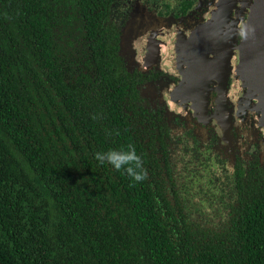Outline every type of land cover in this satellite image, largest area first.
<instances>
[{"label":"flooded vegetation","instance_id":"obj_1","mask_svg":"<svg viewBox=\"0 0 264 264\" xmlns=\"http://www.w3.org/2000/svg\"><path fill=\"white\" fill-rule=\"evenodd\" d=\"M232 1L10 0L8 6L0 0V51L4 46L13 51L10 61L21 54L9 48L21 27L39 23L37 17L48 27L43 38L50 40L52 62L45 57L30 68L28 105L47 129L48 147L75 158L80 190L86 179L90 185L104 183L113 201L122 198L117 185L127 195L129 185L138 184L155 198V208L180 226L221 231L250 188L264 187L258 98L250 97L244 75L237 77L233 66L210 58L214 44H205L204 59L188 56L191 47H199L191 40L214 16L229 25L222 28L221 46L232 31L241 42L240 25L250 8L240 0L231 9ZM82 113L89 120H82ZM72 117L81 119L83 132L73 139L65 131ZM90 127L101 134L87 132ZM128 146L140 158L141 167L133 168L144 172L139 181L123 167L120 174L101 164L94 153Z\"/></svg>","mask_w":264,"mask_h":264},{"label":"trees","instance_id":"obj_2","mask_svg":"<svg viewBox=\"0 0 264 264\" xmlns=\"http://www.w3.org/2000/svg\"><path fill=\"white\" fill-rule=\"evenodd\" d=\"M37 20L10 39L21 53L13 61L8 47L0 51V264H264V187L250 188L221 231L180 226L138 184L127 195L117 185L122 198L113 201L104 183L86 179L80 190L75 158L48 147L28 105L30 68L53 55L44 18ZM66 120L67 136L83 133L81 119Z\"/></svg>","mask_w":264,"mask_h":264},{"label":"water","instance_id":"obj_3","mask_svg":"<svg viewBox=\"0 0 264 264\" xmlns=\"http://www.w3.org/2000/svg\"><path fill=\"white\" fill-rule=\"evenodd\" d=\"M239 1L233 0L229 8H234ZM247 2L250 8V16L247 22L240 25L242 26L241 34L243 38L239 44L236 43L233 37L236 31H232L231 33H227L226 40H224L226 44L221 46L223 40L220 38V34H222V28L225 31L227 23L223 24V21H221L217 27L213 24H208L205 26V30L198 33L199 37H196L194 41L191 40L192 45L195 46L199 43V47H191V52L188 56L204 59L203 51H206L205 44H214L215 47L213 49L215 53L210 58L215 55L214 57H219L224 60L223 66H233L235 76L239 77V74L241 76L244 75L245 80L243 81L248 82L250 97L258 98L259 105H261L263 110L262 120L260 122L264 126V0H247ZM227 26L229 25L227 24ZM215 30L216 32H213ZM213 33L218 34L219 37L217 39L214 38L212 36ZM228 34H231L230 38ZM187 41L188 43L190 42V40ZM122 46L125 49L127 47L124 38L122 40ZM218 51H223L224 54L218 53ZM219 54L225 56L221 57ZM235 91L236 87L233 86L231 92L234 93Z\"/></svg>","mask_w":264,"mask_h":264},{"label":"clouds","instance_id":"obj_4","mask_svg":"<svg viewBox=\"0 0 264 264\" xmlns=\"http://www.w3.org/2000/svg\"><path fill=\"white\" fill-rule=\"evenodd\" d=\"M96 159L101 163L109 164L113 169L120 170L122 167L125 172L132 176L135 180L139 181L143 178L144 172L133 171V168L139 169L140 158L136 155L135 150L128 146L127 149L109 148L105 151L97 152Z\"/></svg>","mask_w":264,"mask_h":264},{"label":"rangeland","instance_id":"obj_5","mask_svg":"<svg viewBox=\"0 0 264 264\" xmlns=\"http://www.w3.org/2000/svg\"><path fill=\"white\" fill-rule=\"evenodd\" d=\"M222 19L219 16H214L213 18H211V20L207 23L208 24H213L216 27L221 23Z\"/></svg>","mask_w":264,"mask_h":264}]
</instances>
